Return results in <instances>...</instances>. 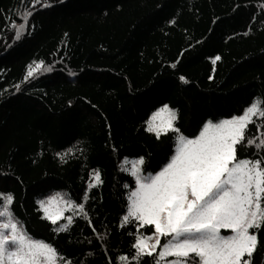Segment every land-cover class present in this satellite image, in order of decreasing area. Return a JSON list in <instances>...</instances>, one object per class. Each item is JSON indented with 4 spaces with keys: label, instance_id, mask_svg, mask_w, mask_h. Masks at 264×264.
Masks as SVG:
<instances>
[{
    "label": "trees",
    "instance_id": "16d2710c",
    "mask_svg": "<svg viewBox=\"0 0 264 264\" xmlns=\"http://www.w3.org/2000/svg\"><path fill=\"white\" fill-rule=\"evenodd\" d=\"M47 2L0 0V192L13 194L11 209L27 232L70 264H135L117 259L132 255L137 231L135 222L120 227L124 185L135 187L122 162L143 156L144 175L167 162L174 134L157 140L145 131L163 104L177 110L175 126L191 138L205 120L239 115L254 97L264 101V0ZM26 9L32 15L23 20ZM40 61L52 70L25 80ZM256 123L264 132V120ZM259 135L250 124L246 138ZM244 143L238 158H255ZM95 171L102 183L84 199ZM55 192L84 203L89 219L74 216L68 231L53 232L36 201ZM256 235L251 264H264V225ZM140 264L153 261L144 256Z\"/></svg>",
    "mask_w": 264,
    "mask_h": 264
},
{
    "label": "snow or ice",
    "instance_id": "6c2138e0",
    "mask_svg": "<svg viewBox=\"0 0 264 264\" xmlns=\"http://www.w3.org/2000/svg\"><path fill=\"white\" fill-rule=\"evenodd\" d=\"M37 4L52 6L47 0H31L32 8ZM31 15L26 9L21 19ZM13 27V38L19 40L25 24ZM219 59L216 56L213 63ZM33 64L28 66L25 80L41 70H52L50 66L42 67L43 61ZM69 75L74 73L70 71ZM179 79L187 83L184 76ZM262 105L264 101L254 97L239 115L216 122L205 120L191 138L175 126L176 109L163 104L151 113L145 131L157 140L173 133L174 151L154 174H142L143 156L130 162V170L122 169L133 177L135 187L124 185L128 189L127 207L120 227L135 222L137 231L131 245L134 252L130 257H118L119 261L140 264L148 256L153 264H251L258 246L256 231L264 225V155L260 154L264 151V132L256 123L264 120ZM250 124H255L259 136L246 138ZM245 141L244 147L257 150L255 158H238L237 146ZM56 155L64 162L61 153ZM123 163H128L127 158ZM90 176L84 199L88 188L102 183L99 171ZM13 202L11 192H0V264H70L51 243L27 232L11 209ZM36 204L40 219L53 225L55 233L68 231L74 216L89 219L85 204L74 202L67 193L55 192ZM66 212L72 215L66 216ZM62 218L65 222L58 223ZM147 226L152 229L149 235L140 231ZM222 230L228 234H222Z\"/></svg>",
    "mask_w": 264,
    "mask_h": 264
},
{
    "label": "rangeland",
    "instance_id": "374dc122",
    "mask_svg": "<svg viewBox=\"0 0 264 264\" xmlns=\"http://www.w3.org/2000/svg\"><path fill=\"white\" fill-rule=\"evenodd\" d=\"M34 66V65H33ZM40 72V71H39ZM37 74V73H36ZM35 75V74H34ZM135 159H137V158H132V159H128L127 161H128V163H124V167L125 168H127V169H129L130 170V168H131V161H133V160H135ZM143 174V173H142ZM144 175V174H143ZM51 194H53V193H51ZM51 194H49V195H51ZM43 199V198H42ZM66 213H69V212H66ZM66 213H65V215H66ZM67 216V215H66ZM222 234H228L227 233V231H225V230H222ZM163 242H164V238H163ZM162 242V243H163ZM169 259H171V258H169Z\"/></svg>",
    "mask_w": 264,
    "mask_h": 264
}]
</instances>
